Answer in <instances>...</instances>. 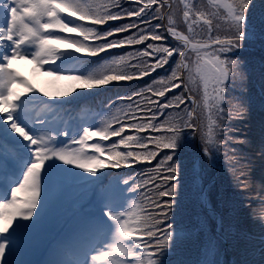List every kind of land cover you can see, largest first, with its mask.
Masks as SVG:
<instances>
[{
	"label": "snow or ice",
	"instance_id": "obj_1",
	"mask_svg": "<svg viewBox=\"0 0 264 264\" xmlns=\"http://www.w3.org/2000/svg\"><path fill=\"white\" fill-rule=\"evenodd\" d=\"M181 2L188 34L176 27L173 0H128V7L120 0H108L100 6L102 10L88 0H0V264H13L6 257L35 226L34 217L47 204L48 192L61 182L102 184L106 175L103 169L151 164L162 152L153 168L122 180L127 187L121 193L137 194L139 199L137 195L130 200L122 196L117 201L102 189V207L100 214L91 218L84 259L55 264H169L167 257L182 240L181 232L170 222L178 204L181 150L190 148L191 140L198 135L201 148L189 161L196 178L203 170L201 153L203 160L214 163L222 149L235 154L237 149L229 145L247 142L233 137L227 125L244 109L226 113L222 105L226 84L237 76L242 78L240 61L229 54L255 35L250 20L253 0H209V5L217 9L210 15L223 20L224 28L219 22L214 24L201 7L187 0ZM221 8L224 15L219 13ZM124 20L128 22L109 23ZM201 22L203 27L196 32L194 26ZM260 23L264 38V16ZM101 25L108 27L99 28ZM61 33H75L83 39ZM122 33L127 35L119 38ZM90 39L95 43H89ZM59 44L99 60L61 51ZM133 45L144 47L123 55L109 51ZM17 60L34 64L37 70L54 65L46 74L71 83L67 90L56 93L37 89L13 67ZM157 69H165L166 74L142 88L117 93L118 102H110L116 104V110L109 107L99 126L92 122L72 132L66 129V140L42 133L48 127L43 117L58 112L65 104L58 98L72 93L80 96L83 93L78 90L114 82L142 80ZM189 83H198L199 99ZM37 91L50 99L36 96ZM131 130L137 134H125ZM146 131L161 134L139 135ZM95 137L99 140L89 143ZM112 137L119 140L102 143ZM259 155L264 157V145ZM228 160L235 162L236 156H228ZM113 179L121 182L120 177ZM237 180L243 191L247 186L244 174ZM214 249L210 241L206 255ZM89 253H94L90 260ZM201 264L217 262L206 258Z\"/></svg>",
	"mask_w": 264,
	"mask_h": 264
},
{
	"label": "rangeland",
	"instance_id": "obj_2",
	"mask_svg": "<svg viewBox=\"0 0 264 264\" xmlns=\"http://www.w3.org/2000/svg\"><path fill=\"white\" fill-rule=\"evenodd\" d=\"M187 2L190 4H196L197 6L201 7L202 10H204L205 13L209 15V18L213 19L214 24L219 22L222 28L226 27L223 20H219L217 17H213L210 15L211 13L216 12L217 9L212 8L209 5V0H187ZM173 6V18L177 22L176 27L179 31H183L185 34H188L187 25L184 24L182 20L184 7L183 2H181V0H173ZM219 13L221 15H224V9H219ZM262 16H264V0H253V7L250 8V20L255 25V35L247 37L240 49L229 54L233 59H237L240 61L242 78L240 76H237L235 79H230L226 84L225 92V97L227 94H229L231 99L235 100L236 106L244 109V105L247 109V112L241 113V117H243L244 119L247 117V119L249 120L246 124L247 154L245 155L247 163H249L250 160L251 162L256 164H260V162L262 161H259V152L261 151L260 139L262 137L258 128V118H261V114L259 113L260 110H257L258 107L263 108L262 112L264 113V38H262L260 35L262 28L260 21ZM165 23H167L166 19ZM202 27L203 23L201 22L200 26H194V29L196 32H200ZM71 34L75 33H61L60 35L68 36ZM78 39L82 40L83 37L79 36ZM88 42L94 43L93 41ZM57 46L61 49V51H66L64 47L67 46V44H59ZM13 67L19 70L23 74V76L27 78L31 83L36 85L37 89L42 88L47 92L56 93L59 91H65L68 88L67 85L71 83L66 80H57L54 75L49 76L46 74L47 70L50 67H54V65H45L43 68L37 70L36 65L28 63L27 61L17 60L13 63ZM189 87L193 89L194 94H196L197 98L199 99L198 83H189ZM78 91L85 92V90ZM35 95L41 97L46 101L50 99L49 97L43 96V93L39 91H37ZM83 96H85V94ZM66 97L67 96L60 97L58 99L70 101L68 99L72 98L73 96H69L67 98ZM37 114L39 115V113ZM70 114L71 112L67 111L65 113V109L61 108L58 112L49 113L46 117H43L47 120L48 127L43 128L42 133H48L51 136L55 137L57 140H66L67 137L63 135V132L66 129L69 132H72L81 125L86 127L89 123L94 122L99 126L102 123L99 121L100 119H102V115L99 116V120L98 118L90 120L89 118L84 119L78 114ZM97 140H99V138L95 137L93 138V140L89 141V143H95ZM112 140L113 137L108 141H103L102 143L104 145H109ZM201 159L203 161V170L198 177L199 184L197 186V198L199 203L196 202V206L200 211L201 206L204 207V210L206 211H203L202 209V214L199 213L196 219L198 220V225H202V233L209 232V235L206 237V239H204L205 249L208 247L210 241L214 243L215 249L212 254V260H215L217 264L262 263L264 259H261L260 257H252V253L258 246L259 242H254L251 237H249V234L264 232V217L261 215H257L256 209L254 210L252 208H242L245 211L244 215L246 216L244 221L247 223L248 227L247 232L244 234V236H235L232 234V231H238V224L235 226V221L233 223H229L230 227L227 223L223 227L222 222L218 225V219L220 215L207 210L202 201V192L206 188V185H210L211 181L215 180L214 178L213 180H211V177L215 175V173L213 167L209 165L210 162L207 160H203L202 154ZM152 163L153 161L151 162V164ZM76 171L82 170L77 169ZM251 173L253 177L246 180L247 186L244 190L248 192L247 194H251V197L258 198L259 195L262 194V191L264 193V189H260L261 187H264L262 186V184H264V181H262L263 176L260 175L257 179L258 172L255 170ZM85 175L87 174L85 173ZM89 184L90 183L84 181L65 180L61 182L57 187L53 188L50 192H48L47 204L39 208L38 215L34 217V220L36 221L35 226L21 239L16 247L17 255L14 258L15 261H18V263L28 261V264H32V262L43 250L45 244L52 239V236L56 233L62 232V238L56 241L55 248L52 253L54 255V258H49V260H55V262H57V251H59L62 247L66 248L67 245L65 243L71 242V237H73L74 233L79 230L85 220L88 219V215L92 216V214L100 213V209L102 207V188H93L92 186L91 190H87L85 187H88ZM180 190L181 185L178 186L177 191ZM106 192L108 193V191ZM110 192H113V190H110ZM210 193L211 194L209 195V192H207L209 201L211 200V202L220 205V199H222V197L219 191H215V189L212 188ZM109 194L115 200H120V197L118 195L111 193ZM10 198L11 197L9 193V199ZM242 199H244V197H242ZM243 202H245L247 206V201ZM179 210L180 209H177L174 206L173 213L174 211ZM260 210H262V208ZM229 220L230 218L227 219V222ZM193 227V224L188 222L187 226L184 229L179 230L182 234V240L175 250L182 249V246L184 245L187 255L184 254L182 256L181 254H179V257L176 258L170 255L167 257L170 263L201 264L202 261L195 260L193 258V249L195 247L197 238L200 240V236L197 234L198 232L193 231ZM219 227L221 230L224 228L222 231L230 236L229 240L226 239L225 236L221 233L222 231H217L219 230ZM229 228L232 231H230ZM9 231H11V229ZM183 237H187V241L185 243H183ZM183 258H185L186 260H184ZM228 258H230L229 262L233 263H227L226 261Z\"/></svg>",
	"mask_w": 264,
	"mask_h": 264
},
{
	"label": "trees",
	"instance_id": "obj_3",
	"mask_svg": "<svg viewBox=\"0 0 264 264\" xmlns=\"http://www.w3.org/2000/svg\"><path fill=\"white\" fill-rule=\"evenodd\" d=\"M88 2L92 3L94 6L102 10L100 6L106 4L108 0H88ZM120 2L124 5V7L129 6L128 0H120ZM132 6H135V5H132ZM132 19L134 20L135 18H132ZM125 22H128V21L127 20L113 21L109 23L119 24V23H125ZM98 27L107 28L108 25H101ZM125 35H127V33L119 34V38H122ZM70 36H73L76 39L79 38V36L75 34H71ZM109 39H112V38H109ZM89 41H92V40L90 39ZM93 42L95 43V41ZM143 47L144 45H133V46H129L123 49H111L109 51L115 55H123L126 52L135 51ZM64 49L66 51L73 52L75 55L82 56L85 60H93V61L99 60V57H87L84 54L75 53L74 49L69 48L68 45L65 46ZM101 56H105V58H110V57H107L105 53H101ZM168 67L169 66L166 65L165 69H167ZM165 69H157V71L153 72L151 76L145 77L142 80H133L131 82H119V83L114 82L113 84H109L101 88L87 89L85 90V92L83 91L82 92L83 94L80 96H76L75 93H72L70 96L76 97L75 99L77 101L69 102V104L72 107V109L74 107H78V110L81 113L90 114L93 117L101 112L102 119H105V117L109 114V111H108L109 107H111V110L113 112L116 110V104L115 103L110 104V102H118L117 93L123 94L126 92H130L134 89L142 88L146 85V83H151L153 79H156L159 76H164L166 74ZM185 77H186V72H185ZM174 91L179 92L180 89H176ZM84 94L85 96H83ZM171 95L172 93H168V96H171ZM73 97L69 98L68 100H73ZM225 99L226 101L222 105V107L225 109L226 113L239 111L240 107L236 106L235 100H232L229 94L226 95ZM243 107H244L243 112L244 113L247 112L246 107L244 105ZM257 110H260L259 113L261 114V118H258V117L257 118L259 120L258 128L260 130V135L262 137L260 139V144L262 146L264 145V113L262 112L263 108L261 107H258ZM169 111H172V110L170 109ZM102 119H100L99 121L102 122L103 121ZM161 119H163V117H161ZM248 121L249 120L247 119V117L244 119L243 117H241V115L234 116L233 118L229 119L227 121V125L228 127L232 129L231 135L235 138H243L246 140V135H247L246 134V130H247L246 124ZM204 123H205V129H206V121ZM113 126L115 127L117 125H113ZM187 131L189 133L191 132V130H187ZM125 134L126 135H136L137 133L135 132V130H131V131H126ZM149 134L159 135L161 133H150L147 131L143 133H139V135L141 136H147ZM118 140H119V137H113V140L111 143H113L114 141H118ZM149 147L151 148L152 145H149ZM200 148H201V140L198 138V135H197V138L191 140L190 148L182 149L180 152L181 160L183 161L182 171L180 174L181 190L178 191V197H177L178 204L177 206H175L177 209H180V210L174 211L173 216L170 217V222L171 223L173 222L174 226H177L178 230L184 229L187 226L188 222L193 224L194 226L193 231L198 232L197 234L200 236V240L197 238L195 247L193 249V258L195 260L203 261L206 258L212 259L213 251L208 252L206 255L204 239H206V237L209 235V232L202 233L203 231L202 225H198L197 223L198 220L196 219L198 214L202 212V209L203 211H206V210H204V207L201 206V211H200L198 207L196 206V202L199 203L198 198H197V195H198L197 186L199 184V178L198 177L194 178L192 170L189 167V161L191 160L193 153L199 152ZM229 148H235L237 149V152L233 154L231 151H229V149H222V154L216 157L214 163L210 162L209 164L210 166L213 167V170L215 173V175L211 177V180H213V178L215 180L211 181L210 185H206V189H207V192H209V195L211 194L210 191L212 190V188L215 189V191L216 190L219 191L222 197V199H220L221 200L220 205H217L214 202H211V200L209 201L208 199V202L212 206V209H208L206 207V203L203 201V198H202V201L207 210L212 211L215 214L217 213V215H220L219 217L220 224L222 222L223 227L226 223L229 226L230 222L233 223L235 221V226L238 224V227H237L238 231H232L230 230V228L229 230L232 231V234L235 236H244V234L247 232L248 227H247V223L244 221L246 216L244 215L245 211L242 208H245V209L252 208L254 210L256 209L257 215H261L264 217V193L262 191L261 192L262 194H260L258 198L251 197L250 196L251 194H247L248 192L246 190L241 191L240 188L237 186L238 185L237 177H240L241 173H243L246 180L251 179L253 177L251 172L256 170L258 172L257 179L259 178L260 175H262L263 176L262 181H264V157L262 158L259 155L260 156L259 161L262 160L260 164L253 163L250 160H249V163H247V159L245 155L247 154L246 143H243V144L232 143L229 145ZM120 150L123 151L125 149L121 147ZM167 151L169 150L167 149L164 150V152H167ZM223 152H227L228 156L235 155L236 161L230 162L228 160V156L223 155ZM163 154L164 153L162 152L160 156H158L155 160H153L152 164L137 163L130 168H121V169L105 168L103 169V172L106 175L103 178V182L106 184L108 182H112L114 186L123 185L122 180L124 178H127V176L129 175L139 176V174L144 173L147 170L153 168L158 162V160L163 156ZM250 169H254V170H250ZM114 177H120L121 182L116 183L115 180L113 179ZM262 186H264V184H262ZM126 187H127L126 185H123L122 189ZM209 187H210V190H209ZM260 189L263 190L264 187H261ZM138 191H142V189ZM134 195H137V194H132V193H128L125 191L124 197H128L130 200ZM242 197H244V199H242ZM137 198L139 199L138 195H137ZM243 201H247V206H246V203ZM260 207L262 208V210H260L261 209ZM228 218H230V220L227 222ZM222 230L219 227V230L217 231L221 232ZM223 232L224 231H222L221 233L225 236L226 239L229 240L230 236L228 234H225V232L224 233ZM249 237H251V239L254 242H257V241L259 242L258 246L255 248V250L252 253V257L254 258L260 257L261 259H264V232L263 233L262 232L250 233ZM183 240H184L183 243H185L187 241V237L185 238L183 237ZM178 250L181 252H179ZM178 250H175L173 252L172 254L173 257L175 258L179 257V254H181L182 256L184 254L187 255L184 245L182 246V249H178ZM183 259L186 260L185 258ZM229 259L230 258H228L226 262L233 263V262H229ZM169 264H174V263L169 262ZM260 264H264V260Z\"/></svg>",
	"mask_w": 264,
	"mask_h": 264
},
{
	"label": "bare ground",
	"instance_id": "obj_4",
	"mask_svg": "<svg viewBox=\"0 0 264 264\" xmlns=\"http://www.w3.org/2000/svg\"><path fill=\"white\" fill-rule=\"evenodd\" d=\"M13 135H15V134H13ZM98 214H100V213H97L96 215H98ZM90 224H91V219H90V215H88V219L85 220V222L81 225V228L79 230V234L75 238H73V242H72L73 244L70 245L71 247L68 249H65L63 251L61 250V251H59V253H57L56 257H59L58 261H61V260H82V259H84V251L86 250V246L88 244V241L83 239L84 234H82V233L84 230L86 231V227ZM89 230L90 229H88L87 232ZM53 250L54 249L52 247H50L49 250L46 252V254L43 256V258L39 264H55L54 261L49 262V258L52 255ZM12 253L13 252L8 254V256L10 257ZM92 254H94V253H89L88 259H90ZM13 264H22V263H13Z\"/></svg>",
	"mask_w": 264,
	"mask_h": 264
},
{
	"label": "water",
	"instance_id": "obj_5",
	"mask_svg": "<svg viewBox=\"0 0 264 264\" xmlns=\"http://www.w3.org/2000/svg\"><path fill=\"white\" fill-rule=\"evenodd\" d=\"M202 198H203V201L206 203V207L208 209H212V206L211 204L208 202V195H207V189L205 188L203 193H202ZM220 224V219H218V225Z\"/></svg>",
	"mask_w": 264,
	"mask_h": 264
}]
</instances>
